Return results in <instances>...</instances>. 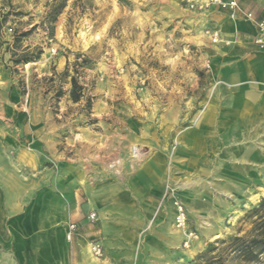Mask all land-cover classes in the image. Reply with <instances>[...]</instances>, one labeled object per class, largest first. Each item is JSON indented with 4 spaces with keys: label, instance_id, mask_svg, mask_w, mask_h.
Wrapping results in <instances>:
<instances>
[{
    "label": "rangeland",
    "instance_id": "obj_1",
    "mask_svg": "<svg viewBox=\"0 0 264 264\" xmlns=\"http://www.w3.org/2000/svg\"><path fill=\"white\" fill-rule=\"evenodd\" d=\"M204 12L184 0H0V264H18L7 247L4 216L18 203L23 211L36 209L43 183L76 171L95 195L160 151L165 168L158 190L134 194L123 181L126 197L140 207L139 198H149L152 207L138 225L137 264H206L220 241L251 228L264 183L249 203L216 211L171 165L178 139H169V129L193 123L209 88L205 48L224 42H213L205 33L211 28L197 22ZM36 47L38 59L14 62ZM71 77L81 93L77 102L70 98ZM87 202L79 187L74 203L67 202L68 213L77 208L81 215L67 222L69 240L81 226L93 233L101 228L98 200L84 208ZM109 210L117 209L110 204ZM94 241L100 257L91 252ZM89 250L104 257L99 235Z\"/></svg>",
    "mask_w": 264,
    "mask_h": 264
},
{
    "label": "crops",
    "instance_id": "obj_2",
    "mask_svg": "<svg viewBox=\"0 0 264 264\" xmlns=\"http://www.w3.org/2000/svg\"><path fill=\"white\" fill-rule=\"evenodd\" d=\"M239 3L257 19H264V0ZM197 22L217 29L229 42L208 43L205 48L209 88L199 102L193 123L169 129V139H178L171 165L181 177L187 176L190 185L200 187L199 194L205 195L202 200L212 209L228 211L233 203H249L255 189L264 183V47L253 42L256 26L242 16L232 18L228 12L212 8L199 14ZM158 154L140 170L131 166L128 176L104 182L95 195L89 188V179L76 171L70 173L69 179L60 176L49 184L43 183L36 209L23 211L17 208L18 203L13 213L4 216L6 243L15 262L137 264L138 225L151 216L152 207L149 198L147 203L139 198L142 204L149 205L140 207L126 197L128 189L123 181L128 180L134 194L158 190L165 168L164 152ZM78 187L88 196L84 208L98 200L102 225L95 233L81 226L69 240L67 222L81 215L77 208L68 213L67 202L74 203ZM110 204L116 206L114 213L107 211ZM94 235L101 237V259L94 258L89 250Z\"/></svg>",
    "mask_w": 264,
    "mask_h": 264
},
{
    "label": "trees",
    "instance_id": "obj_3",
    "mask_svg": "<svg viewBox=\"0 0 264 264\" xmlns=\"http://www.w3.org/2000/svg\"><path fill=\"white\" fill-rule=\"evenodd\" d=\"M64 7L61 3L50 13V22H53ZM26 33H21L20 37ZM20 37H15L14 44L19 42ZM42 50L39 47L32 52H25L18 58L13 59L15 63L34 61L39 58ZM75 77H71L70 98L77 102L81 98L80 90ZM255 218L252 220L251 228L244 235H235L227 240L220 241L216 247L214 259L206 264H264V201L253 211Z\"/></svg>",
    "mask_w": 264,
    "mask_h": 264
},
{
    "label": "built area",
    "instance_id": "obj_4",
    "mask_svg": "<svg viewBox=\"0 0 264 264\" xmlns=\"http://www.w3.org/2000/svg\"><path fill=\"white\" fill-rule=\"evenodd\" d=\"M184 2L187 7L198 12L216 8L228 12L232 18L237 16L244 17L256 26V32L253 34V42L259 47H264V19H257L252 12L244 10L240 5L239 0H184ZM205 33L209 35L213 42H229V40L222 39L218 30L206 29ZM177 208L178 225H183L186 219L184 209L181 204H177ZM94 216V213H92L90 218H94ZM71 227H74V225H71ZM90 249L95 257H100L102 255V246L98 241L91 242Z\"/></svg>",
    "mask_w": 264,
    "mask_h": 264
}]
</instances>
